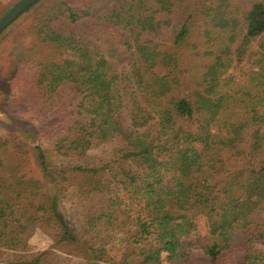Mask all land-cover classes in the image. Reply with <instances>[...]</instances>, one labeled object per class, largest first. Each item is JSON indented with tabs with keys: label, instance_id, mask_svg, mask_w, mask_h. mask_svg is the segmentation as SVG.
<instances>
[{
	"label": "trees",
	"instance_id": "16d2710c",
	"mask_svg": "<svg viewBox=\"0 0 264 264\" xmlns=\"http://www.w3.org/2000/svg\"><path fill=\"white\" fill-rule=\"evenodd\" d=\"M22 19L5 101L45 146L0 137V264H264V0H37L5 29ZM73 185L79 229L57 202Z\"/></svg>",
	"mask_w": 264,
	"mask_h": 264
},
{
	"label": "rangeland",
	"instance_id": "374dc122",
	"mask_svg": "<svg viewBox=\"0 0 264 264\" xmlns=\"http://www.w3.org/2000/svg\"><path fill=\"white\" fill-rule=\"evenodd\" d=\"M17 0H0V17L16 2ZM28 21L20 20L16 26L10 29H5L0 34V137L8 141V145H15L17 141L29 140L31 143H39L45 146V141L41 135H28L25 131L33 128L27 120H21L17 117V109L12 103V108H7L6 92H7V79L14 72L16 68V61L20 52L23 51V46L30 43L28 36L20 35L22 32L20 28L27 26ZM106 56L109 63L116 69H125L128 67L131 52L124 47H115L107 51ZM9 133H12L9 135ZM19 135L17 138L16 136ZM29 136L27 138V136ZM11 148V147H10ZM111 148V144L101 145L97 149L91 150L90 153L100 154L105 153ZM9 150V148H8ZM1 152V150H0ZM22 157V159H21ZM5 159L11 165L15 166L16 174L24 179L34 177L36 179L41 178L40 172H38L34 166L33 161L26 155L19 156L15 150L11 148V151L5 153ZM21 159V161H20ZM118 194L122 200L123 206L126 208L129 214V220L131 222L136 221L142 215V204L139 197L132 189H129L121 182L117 183ZM58 207L65 217L73 224L77 229L81 226L80 221V201L79 194L75 185L71 186L65 193L58 196ZM197 227L202 235L208 233L207 221L203 216H197ZM122 232L115 235L119 238ZM30 249H42L49 245V240L42 233L35 231L29 237ZM260 248L264 251V245H260ZM111 255L118 257L120 254V244L117 242L109 249ZM67 258L72 263L78 264L83 259L78 255H67Z\"/></svg>",
	"mask_w": 264,
	"mask_h": 264
},
{
	"label": "water",
	"instance_id": "95a60500",
	"mask_svg": "<svg viewBox=\"0 0 264 264\" xmlns=\"http://www.w3.org/2000/svg\"><path fill=\"white\" fill-rule=\"evenodd\" d=\"M37 0H17L1 17L0 33L30 4Z\"/></svg>",
	"mask_w": 264,
	"mask_h": 264
}]
</instances>
